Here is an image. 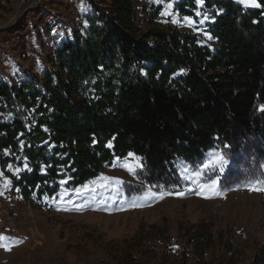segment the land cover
<instances>
[{
    "label": "trees",
    "instance_id": "16d2710c",
    "mask_svg": "<svg viewBox=\"0 0 264 264\" xmlns=\"http://www.w3.org/2000/svg\"><path fill=\"white\" fill-rule=\"evenodd\" d=\"M254 2H175L181 15H209L212 47L173 27H142L133 0L92 3L83 32L64 39L39 73L0 79V171L37 205L128 153L149 181L165 184L178 161H199L214 147L252 138L264 149V0ZM214 240L208 232L189 240L199 264ZM232 247L225 241L218 264L235 263ZM117 250L119 264H141L131 245ZM251 264H264V244Z\"/></svg>",
    "mask_w": 264,
    "mask_h": 264
},
{
    "label": "rangeland",
    "instance_id": "374dc122",
    "mask_svg": "<svg viewBox=\"0 0 264 264\" xmlns=\"http://www.w3.org/2000/svg\"><path fill=\"white\" fill-rule=\"evenodd\" d=\"M100 1L0 0V79L12 83L24 71L39 73L64 39L76 31L83 32L84 15L92 3ZM177 1L133 0L136 20L144 28L152 23L176 28L212 47L213 40L204 35L208 20L200 22L204 13L197 11L201 15L196 12V18L189 17L191 22H186L187 16L174 9ZM82 2L88 6L87 12L79 10ZM168 4H172L171 9ZM245 6H253L252 0ZM156 9L159 12L153 15ZM165 11L170 14L161 15ZM237 144L231 148L214 147L199 161H178L175 179L165 184L149 181L144 167L138 174L122 168L125 162L134 163L129 153L119 162L114 158L99 176L82 184L93 186L92 182L102 174L119 178L122 184L116 186L118 191L111 182L107 191L97 186L98 199L101 193L104 197L114 195L104 205L92 201L90 193L76 195L74 189L67 190L68 196L61 201L57 194L64 188L33 205L23 200L11 178L3 174L0 236L8 239L0 241V264H119L117 249L126 245H131L141 264H179L185 249L186 264H199L189 240L205 232L215 239L205 250V264H218L225 255V241L233 243L234 264H251L255 249L264 244V191H250L246 185L253 180L264 181V149L252 138ZM213 153L229 161L223 175L218 171L215 175L206 173V184L208 177H219L215 187L200 188L179 178L182 166L198 169ZM7 169L13 175L17 173L11 164ZM5 179L10 181L6 189ZM150 186H160L152 187V191L163 192L162 198H142ZM260 186L264 187V183ZM69 198L74 203H68ZM85 201L83 210H75V205ZM219 235L221 242L216 239Z\"/></svg>",
    "mask_w": 264,
    "mask_h": 264
},
{
    "label": "snow or ice",
    "instance_id": "6c2138e0",
    "mask_svg": "<svg viewBox=\"0 0 264 264\" xmlns=\"http://www.w3.org/2000/svg\"><path fill=\"white\" fill-rule=\"evenodd\" d=\"M241 3L247 5L249 3V0H240ZM205 3V0H196V4L198 6H203ZM252 4L253 6L259 7L258 4H255L254 0H252ZM168 9L172 8V4H168L167 5ZM79 10L83 13V12H87L88 11V6L86 4V2H82L79 5ZM170 13L168 11L162 12L161 15H169ZM219 13H217L218 15ZM197 15H201L200 12H197ZM210 17L207 14L203 15V20H201L200 22L203 23L205 20H209ZM184 20L186 22H191V18L189 17H185ZM174 23H176V21H173ZM204 35L207 36V38L209 40H211L213 37L208 34L207 32L204 33ZM184 70L181 69L180 72L175 73L174 75H180ZM261 110H264V105H261ZM23 143V142H21ZM47 143V142H46ZM109 147H111V142H109ZM5 155H8L7 150H5ZM130 157L134 158V163L129 164L127 162L121 164L120 166L122 168H125L130 174H138V172L140 170L143 169L144 165L141 162V158L138 156H135L134 153H129L128 154ZM120 158L117 157V162H119ZM229 161L227 159H225V157L223 155H221L220 153H213L211 159L207 160L206 162H204L198 169L193 167V168H189L188 166H182L180 169V174H179V178L181 180L184 181H191L192 184L196 185L197 187L200 188H204V187H215L217 184V180L219 179V177H217V179H212L211 177H208V183H204L203 181L205 180V175L208 172H212L213 175L216 174V172L218 171L221 175H223L225 173L226 167L228 166ZM11 167V166H9ZM25 168H27V164H25ZM30 170V169H29ZM20 169H16L15 172H19ZM43 171V169H42ZM0 176H3V173H0ZM99 181H103L104 183H99ZM111 182V187L113 189H116L117 185L122 184V181L119 178H113V177H107L104 176L103 174L97 178L96 181L92 182L93 186H90L89 184H84L81 187H77L74 189V192L76 195L78 196H84L86 193H90V199L92 201L97 202L98 204L104 205L106 204L108 201H111L114 199V195L108 196V197H104L103 193H101V198H97L96 192H97V186L101 189H104L105 191L108 190V186L109 183ZM61 185H65L68 183V180H61L60 181ZM261 183H264V181H260V180H253L250 181L246 186L248 187V189L250 191H264V187H261ZM10 185V181L5 179L3 181V188H7ZM152 187H160V186H150L148 187V189L143 193V197L144 199H148L150 197H157L158 195L162 198L163 196V192L161 193H156L152 191ZM118 191V189H116ZM4 195V192L2 190H0V196ZM57 196L60 198V200L62 201L64 199L65 196H68V192L67 190H65L63 193H58ZM52 199L55 201L57 200V197H52ZM59 202V201H57ZM68 203H74L71 198H69ZM87 206V201H85V204L83 205H75V210L79 211V210H83V207ZM133 206H140V205H136L133 204ZM57 210H68L67 208L61 209V208H57ZM8 239L7 237L4 236H0V241H4ZM6 250H7V246L5 245Z\"/></svg>",
    "mask_w": 264,
    "mask_h": 264
}]
</instances>
